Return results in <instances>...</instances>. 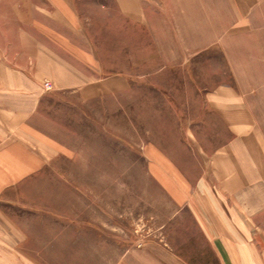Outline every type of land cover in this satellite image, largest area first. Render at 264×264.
Listing matches in <instances>:
<instances>
[{
  "label": "rangeland",
  "instance_id": "374dc122",
  "mask_svg": "<svg viewBox=\"0 0 264 264\" xmlns=\"http://www.w3.org/2000/svg\"><path fill=\"white\" fill-rule=\"evenodd\" d=\"M73 1L79 31L58 23L70 71L44 79L31 120L58 151L0 183L19 230L6 228L0 264H218L201 227L218 203L211 156L231 138L223 113L264 126V7L252 35L227 40L216 0H152L143 24L113 0ZM113 75L125 88L100 97L63 87Z\"/></svg>",
  "mask_w": 264,
  "mask_h": 264
},
{
  "label": "crops",
  "instance_id": "0c3cea01",
  "mask_svg": "<svg viewBox=\"0 0 264 264\" xmlns=\"http://www.w3.org/2000/svg\"><path fill=\"white\" fill-rule=\"evenodd\" d=\"M113 2L119 15L131 23H149L146 10L153 7L152 0ZM216 2L231 28L230 36L222 39L252 35V15L264 7V0ZM178 3L181 7L184 2ZM74 10L73 0H6V21L0 22L6 23V45L0 49V183L40 168L45 164L42 153L58 151L56 143L31 120L43 95L44 79L59 70L70 71L69 62L61 56L70 58L73 53L64 48L68 41L58 23L61 20L79 31ZM5 55L6 63L1 57ZM71 63L73 69L78 66L76 61ZM125 86V78L113 75L92 82L72 80L63 87L90 99ZM261 92L264 96V86ZM230 98H218L217 102L238 104ZM221 117L231 138L211 156L216 193H211L210 199L218 203L211 209L210 223L201 226L202 232L218 264H264V126L248 112L223 113ZM12 227L19 231L0 206V250L10 247L3 234L6 228L15 232Z\"/></svg>",
  "mask_w": 264,
  "mask_h": 264
}]
</instances>
